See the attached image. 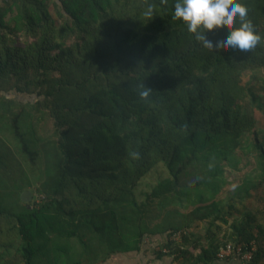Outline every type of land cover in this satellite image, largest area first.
Listing matches in <instances>:
<instances>
[{"label": "trees", "instance_id": "obj_1", "mask_svg": "<svg viewBox=\"0 0 264 264\" xmlns=\"http://www.w3.org/2000/svg\"><path fill=\"white\" fill-rule=\"evenodd\" d=\"M244 2L264 35V0ZM174 4L0 0V264L97 259L155 234L158 255L185 264H264L243 223L231 224L237 238L222 234L237 175L264 184V84L253 80L264 41L205 48ZM32 186L30 203L21 193ZM228 244L257 249L248 261L220 256Z\"/></svg>", "mask_w": 264, "mask_h": 264}, {"label": "crops", "instance_id": "obj_2", "mask_svg": "<svg viewBox=\"0 0 264 264\" xmlns=\"http://www.w3.org/2000/svg\"><path fill=\"white\" fill-rule=\"evenodd\" d=\"M261 115L264 116V114ZM262 127L264 128V124H262ZM259 180L258 176H254L250 181H247L246 174L241 172L237 175V186L239 188H236L237 192L230 199V201H236L237 208L234 209L230 222L223 225L222 234H228L229 237H232V235L235 238L238 237V233L233 230L231 225L235 219L239 223V227L247 226L251 233L253 232L258 236V239H256L257 246L264 251V184H259ZM163 237L164 234L146 235L137 247L122 249L97 259L93 254L83 255L80 250L78 253L70 255V257L62 253V255L56 256L58 261L50 264H68L69 260L70 262L81 260L83 264H185L184 261L173 260V257L158 255L156 246L163 241ZM262 262L264 263V258ZM213 264L244 263L236 257H227L225 260L216 259Z\"/></svg>", "mask_w": 264, "mask_h": 264}, {"label": "clouds", "instance_id": "obj_3", "mask_svg": "<svg viewBox=\"0 0 264 264\" xmlns=\"http://www.w3.org/2000/svg\"><path fill=\"white\" fill-rule=\"evenodd\" d=\"M248 13L244 0H175L174 4V18L182 19L188 32L208 49L223 45L246 52L264 41V35L255 29ZM225 26L226 35L217 36L215 42L208 38L210 31L214 33ZM139 89V96L147 100L152 88L142 83ZM130 155L137 157L139 153L133 151Z\"/></svg>", "mask_w": 264, "mask_h": 264}, {"label": "rangeland", "instance_id": "obj_4", "mask_svg": "<svg viewBox=\"0 0 264 264\" xmlns=\"http://www.w3.org/2000/svg\"><path fill=\"white\" fill-rule=\"evenodd\" d=\"M51 10L53 11V13H55V9L53 8V6H51ZM259 75H261V78L258 77ZM243 78H244L245 82H249L250 78H252V77L250 75H244ZM253 80L255 81L254 87H256V91H257L258 87L261 84H264V72L263 73L261 72L260 74L255 75ZM23 99H27L28 100L29 98L28 97H23ZM37 169H38V166H37ZM158 174H160L161 176H167V172L164 169H162V168L158 169L155 172H153V174L146 176V178H144L143 181H141V183L138 185V189H137L138 193H140L142 191H149L150 188H151L150 185H152V184H154L156 182ZM35 175L31 176V178L33 179ZM34 189H35V186H32L31 188L23 190V192H25V191H31L32 192V198L28 199V200H25L26 202H30L31 203V202L34 201V195H33ZM22 193H21V196H22Z\"/></svg>", "mask_w": 264, "mask_h": 264}, {"label": "built area", "instance_id": "obj_5", "mask_svg": "<svg viewBox=\"0 0 264 264\" xmlns=\"http://www.w3.org/2000/svg\"><path fill=\"white\" fill-rule=\"evenodd\" d=\"M177 239L180 238V236H176ZM257 249V246L256 245H252V248L248 251H243V248L242 246H237V248H235L233 246V244H228L226 248L222 249L221 252H220V256H229L231 255L232 253H237V255L241 256L242 259L248 261V260H251L254 256V251Z\"/></svg>", "mask_w": 264, "mask_h": 264}, {"label": "water", "instance_id": "obj_6", "mask_svg": "<svg viewBox=\"0 0 264 264\" xmlns=\"http://www.w3.org/2000/svg\"><path fill=\"white\" fill-rule=\"evenodd\" d=\"M22 199L23 200H28L32 198V192L31 191H25L22 193Z\"/></svg>", "mask_w": 264, "mask_h": 264}]
</instances>
